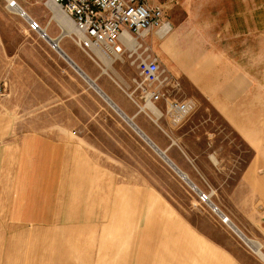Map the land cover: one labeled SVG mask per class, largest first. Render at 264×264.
Masks as SVG:
<instances>
[{
  "label": "rangeland",
  "instance_id": "obj_1",
  "mask_svg": "<svg viewBox=\"0 0 264 264\" xmlns=\"http://www.w3.org/2000/svg\"><path fill=\"white\" fill-rule=\"evenodd\" d=\"M15 1L47 35H60L45 0ZM150 1L172 30L145 40L179 77L177 97L195 103L177 126L110 106L0 0V264H130V252L175 246L178 230L192 242L194 227H208L203 217L216 224L192 184L264 252V0ZM60 46L100 88L89 73L104 66L67 36ZM128 68L124 79L135 74ZM127 100L133 114L138 108ZM33 135L57 152H16ZM14 202L25 216L47 219L13 220ZM121 220L128 227L120 229ZM215 226L232 264H264ZM217 264L230 262L218 254Z\"/></svg>",
  "mask_w": 264,
  "mask_h": 264
},
{
  "label": "built area",
  "instance_id": "obj_2",
  "mask_svg": "<svg viewBox=\"0 0 264 264\" xmlns=\"http://www.w3.org/2000/svg\"><path fill=\"white\" fill-rule=\"evenodd\" d=\"M44 3L58 8L72 22L71 40L90 60L126 61L135 69L125 94L138 108L137 112L151 120L165 117L177 126L194 111L191 99L177 97L179 77L162 64L145 40L151 33L162 36L172 30L162 6L150 0H45ZM27 23L31 30L41 29L31 17ZM191 189L197 203L213 215L209 214L211 218L235 235L248 253L259 257L263 245L246 236L211 200L209 192L195 184Z\"/></svg>",
  "mask_w": 264,
  "mask_h": 264
},
{
  "label": "crops",
  "instance_id": "obj_3",
  "mask_svg": "<svg viewBox=\"0 0 264 264\" xmlns=\"http://www.w3.org/2000/svg\"><path fill=\"white\" fill-rule=\"evenodd\" d=\"M44 5H45V3H44ZM45 6L48 8L47 5H45ZM24 12L26 13V15L28 17H30V15L25 10H24ZM53 12H54V17L58 21L64 22L63 18L60 16V14H58L59 12L57 9H54ZM50 18H51V16H50ZM41 29H42V27H41ZM45 32H46V28H45ZM39 35H40V33H39ZM48 37L50 39L54 40V43L60 48V50H62V52L64 54H66V56H68V58H70L75 64H78V62L75 60L76 58L74 59L73 58L74 56L72 57L63 47L60 46V41L58 42V44L56 43V40H57L56 37H53L51 34H48ZM42 38H44V37H42ZM48 44L56 51V49L51 45L50 42H48ZM66 44H67V42H66ZM66 44H65V47L67 49ZM57 54L61 58L64 57V56H61L58 52H57ZM66 62H68V61H66ZM107 62L109 63V68H106V65L101 60L99 66L100 67L104 66V68L101 67V72H99V73H95L89 69L90 70V73H89L90 76H92L96 80H98V84H99L101 90H103V92L110 98V100H112L114 102V104H116L126 114H128V115L131 114L130 116L135 117L140 112L135 111L132 114L131 106L128 103V100H127L128 98L125 94L126 88H129V86H130L129 80L132 76L124 79L123 76L121 75L122 73H128L129 72L128 67H132V66H130L126 61H113V62L107 61ZM103 69H105L104 72H103ZM107 70H109V71H107ZM134 71H135V69H134ZM81 77H83V76L81 75ZM126 122L128 124H130L131 127L135 130V132L138 135H140L143 139H145L144 137L147 138V136L135 124L129 123L128 120H126ZM133 125L138 129V131L136 128H134ZM145 141H146V139H145ZM45 143H46L45 140L39 136H36V135L25 136L23 138L22 142L20 143L18 150H16V152H57L58 149L55 151V147L56 148L58 147L56 143L54 144V146L51 145L50 143H48L49 145H51L50 151L45 149V147H44ZM168 147H170V145ZM156 153H157V150H156ZM163 153H165V152H163ZM158 155H160V154H158ZM172 156H173L174 160H178L177 161L178 164L181 163L179 160L181 158H179L178 153L172 154ZM212 157H214V155L211 154V152L206 153V158L213 165L214 162L212 161ZM126 192L128 193L127 189H126L125 193ZM20 203L21 202H14L13 207H12V211L10 210L11 218L13 220L25 221V220H46L47 219L46 216H40V215L39 216H25L24 211L19 208ZM203 218H204V221H206L208 223V227H204V225L198 229L196 227H194L193 228V240H192V242H189L186 244L185 239H184V235H183V238L181 239V234H180V231L178 230L177 235H176L177 236V244H175V246L174 245L162 246L160 250H154L153 246H148V250H145V251L135 250L133 252H130L126 257V261L130 262V264H136V263L138 264L139 262H143L144 264H160V263L161 264H163V263L169 264V263H174V262L176 264H217L218 254H223L224 257L227 260H229L230 264H232V261H233L232 251L230 249H228L226 247V245L223 244V241L221 242L217 236V234H218L217 230L218 229L215 225L216 224L221 225V224L218 222H216V224H214L211 220H209V218L207 216L203 217ZM120 224H121L120 229H123V228L125 229V227H128L125 225L123 220L120 221ZM220 228H221L220 233H224V234L227 233L229 235L227 228H225L223 225ZM261 253L263 254V257L259 256V258L261 260H264V252L261 251ZM120 258H121V262L123 263L124 261H122V260H125V258L122 255L120 256ZM53 259H55V262H53V264H62L59 259H56V258H53ZM155 262H159V263H155Z\"/></svg>",
  "mask_w": 264,
  "mask_h": 264
},
{
  "label": "bare ground",
  "instance_id": "obj_4",
  "mask_svg": "<svg viewBox=\"0 0 264 264\" xmlns=\"http://www.w3.org/2000/svg\"><path fill=\"white\" fill-rule=\"evenodd\" d=\"M7 2H8V8L10 9V10H12V11H14L15 13H17V14H19L20 16H22L24 19H26L27 21H28V19H29V17L26 15V13L24 12V10L20 7V6H18V4L16 3V1L15 0H6ZM48 9L51 11V18H50V20L51 19H53L55 22H57V24H58V26L60 27V35L59 36H57L56 37V43L58 44V42L61 40V38H63V37H69V38H71V34L72 33H74V28H73V25H72V22L67 18V17H65L60 11H59V9L58 8H56L55 6H48ZM54 9H57L58 10V14H60V16L63 18V20H64V22H60V21H58L55 17H54V12H53V10ZM39 33H40V35L42 36V37H44L48 42H50L51 43V45L56 49V51L61 55V56H64V58H66V60L68 61V63L80 74V75H82L83 77H84V79H85V81L94 89V90H96L97 92H98V94L100 95V96H102L106 101H107V103L111 106V103H112V105H114L116 108H117V106L110 100V98L97 86H94V84H93V80H91V79H89L88 77H87V75L70 59V58H68V56H66V54H64L63 52H62V50H60V48L53 42L54 40H52V39H50L49 37H48V35H46L45 33V29H38L37 30ZM168 34V33H167ZM167 34H163L162 36L160 35V33H157L156 34V36H157V38H162L163 36H165V35H167ZM73 62H71V61ZM102 61H103V63L104 64H106V68H109V63L104 59V58H102ZM105 71V69H103V72ZM111 102V103H110ZM120 111V110H119ZM121 112V111H120ZM122 113V112H121ZM126 120H128V122L129 123H131L132 124V122H131V120L130 119H126ZM134 126V125H133ZM134 128H136L135 126H134ZM137 129V128H136ZM137 131H138V129H137ZM141 134V133H140ZM145 136V135H144ZM145 139H146V141L155 149V150H157V152L158 153H160V155L161 156H163L164 155V153L162 152V151H160L159 149H158V147L150 140V139H147L146 137H144ZM165 156V155H164ZM167 158V157H166ZM167 160H168V162H170V164H173L171 161H170V159H168L167 158ZM173 167L176 169V166L173 164ZM178 171V170H177ZM180 172V171H179ZM182 173V172H181ZM183 174V173H182ZM186 179H187V181L189 182V179L186 177V175L184 174L183 175ZM189 183H191V182H189ZM192 184V183H191ZM260 246H258V248H259ZM259 253V255L260 256H262L263 257V254L261 253V251H259L258 252Z\"/></svg>",
  "mask_w": 264,
  "mask_h": 264
},
{
  "label": "water",
  "instance_id": "obj_5",
  "mask_svg": "<svg viewBox=\"0 0 264 264\" xmlns=\"http://www.w3.org/2000/svg\"><path fill=\"white\" fill-rule=\"evenodd\" d=\"M71 61V60H70ZM72 62V61H71ZM73 63V62H72Z\"/></svg>",
  "mask_w": 264,
  "mask_h": 264
}]
</instances>
